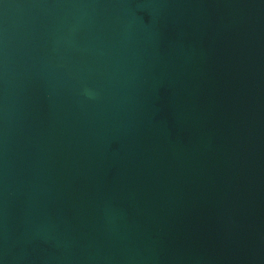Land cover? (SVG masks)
Listing matches in <instances>:
<instances>
[{
	"label": "water",
	"instance_id": "water-1",
	"mask_svg": "<svg viewBox=\"0 0 264 264\" xmlns=\"http://www.w3.org/2000/svg\"><path fill=\"white\" fill-rule=\"evenodd\" d=\"M0 264H264V0H0Z\"/></svg>",
	"mask_w": 264,
	"mask_h": 264
}]
</instances>
